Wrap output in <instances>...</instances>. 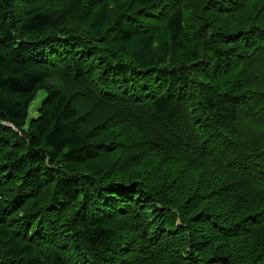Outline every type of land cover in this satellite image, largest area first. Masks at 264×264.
<instances>
[{"label":"trees","instance_id":"16d2710c","mask_svg":"<svg viewBox=\"0 0 264 264\" xmlns=\"http://www.w3.org/2000/svg\"><path fill=\"white\" fill-rule=\"evenodd\" d=\"M0 264H264V0H0Z\"/></svg>","mask_w":264,"mask_h":264},{"label":"rangeland","instance_id":"374dc122","mask_svg":"<svg viewBox=\"0 0 264 264\" xmlns=\"http://www.w3.org/2000/svg\"><path fill=\"white\" fill-rule=\"evenodd\" d=\"M42 97H43V95L40 94V96L30 106V108H29V119L36 116V114H37L36 111H37V108L39 106V103H40Z\"/></svg>","mask_w":264,"mask_h":264}]
</instances>
